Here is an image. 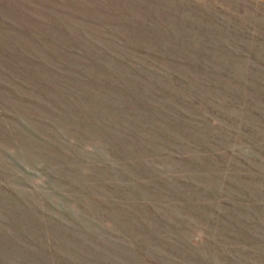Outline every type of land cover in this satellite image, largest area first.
Returning <instances> with one entry per match:
<instances>
[{
    "label": "rangeland",
    "instance_id": "1",
    "mask_svg": "<svg viewBox=\"0 0 264 264\" xmlns=\"http://www.w3.org/2000/svg\"><path fill=\"white\" fill-rule=\"evenodd\" d=\"M0 264H264V0H0Z\"/></svg>",
    "mask_w": 264,
    "mask_h": 264
}]
</instances>
